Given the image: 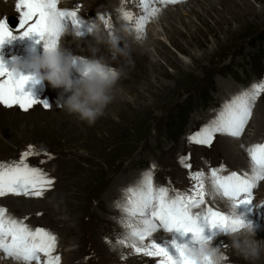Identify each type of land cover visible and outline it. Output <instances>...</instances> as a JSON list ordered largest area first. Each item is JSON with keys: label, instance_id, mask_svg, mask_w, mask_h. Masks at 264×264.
Here are the masks:
<instances>
[{"label": "rangeland", "instance_id": "rangeland-1", "mask_svg": "<svg viewBox=\"0 0 264 264\" xmlns=\"http://www.w3.org/2000/svg\"><path fill=\"white\" fill-rule=\"evenodd\" d=\"M12 1L16 3V0ZM94 1L98 12L107 10L104 1ZM189 1L195 3L191 4L194 8L179 14L173 25L164 19L160 22L157 28L160 34L150 40V59L130 56L123 31L115 26L113 34L121 38L120 47L127 55L113 58L107 47L98 49L96 55L121 73V80L112 95L113 99L115 96L124 100L125 105L118 107L112 100L94 125L89 126L66 112L50 90L44 95L52 99L51 109L45 111L35 107L27 113L9 110L0 119V161L18 160L20 153L33 145L39 155L30 157L28 162L44 169L56 181L44 198L7 196L0 198V206L16 218L28 217L26 223L32 228L50 229L55 233L59 243L54 255L61 257V264H155L157 258L129 255V249L116 247V237L124 233L119 223L121 215L109 210L115 198L112 194L116 192L113 188L117 178L142 176L141 173L156 164V185L170 184L179 191H187L191 187L189 170L179 165V157L189 153L191 158L196 157L188 161L193 172H207L209 164L219 166L223 161L226 166L229 164L225 153L219 149L220 135L211 148L189 145L188 137L215 119L212 116H217L221 107L234 96L250 89L254 83L264 81V15L258 14L264 8V0H244L252 12L245 9L241 0ZM209 1L216 6L211 8ZM154 6L164 8L160 4ZM89 12L88 9L78 14L89 18ZM12 13L18 17L15 10ZM94 18L99 19L98 16ZM220 18L227 20H222L221 30L211 29L214 20ZM7 23L13 26L14 21L8 19ZM150 23L146 27L152 30L156 23ZM66 24L75 27L68 20ZM196 27L200 31L196 40L204 44L199 47L184 44ZM178 30L182 35H175L180 41L176 45L170 41V35ZM105 31L108 32L106 28ZM76 51L71 54L73 57L92 55L89 45ZM196 54H207L197 68L193 64ZM79 65L83 66L82 63ZM228 82L234 87L224 90V84ZM258 107L264 109V94L256 104L253 117ZM246 134L251 136L249 132ZM260 139L264 143V138ZM47 154L52 158L49 159ZM131 161L128 170L122 171V167ZM165 231L161 227L155 235L168 234ZM106 238L112 241L111 246L106 243ZM225 243L226 240L221 244ZM113 247H116L115 251ZM122 251L128 255L126 261L120 259ZM233 264L250 263L233 260Z\"/></svg>", "mask_w": 264, "mask_h": 264}, {"label": "snow or ice", "instance_id": "snow-or-ice-1", "mask_svg": "<svg viewBox=\"0 0 264 264\" xmlns=\"http://www.w3.org/2000/svg\"><path fill=\"white\" fill-rule=\"evenodd\" d=\"M187 0H139L143 14L135 19L133 24L136 38H147V25L158 19L161 8L155 4L167 7L179 5ZM60 0H16L15 11L20 14L19 35L10 30L7 20H0V48L5 43H11L18 38L39 37L46 46L55 47L61 43L66 30V21L71 20L75 31H79L84 22L79 18L80 5L73 8H61ZM125 21H132V14L122 11ZM109 34H113V23L100 15ZM94 24V23H93ZM88 27L90 31L93 27ZM85 61L79 56L74 57V63ZM32 82L30 75L17 78L0 57V106L7 109L18 107L27 113L36 105L45 110L51 108L47 101L35 99L31 92H26V86ZM264 94V81L254 83L226 102L215 119L201 127L188 137L189 145H199L211 148L217 135L227 136L239 141L253 118L254 110L261 95ZM250 170L245 172L229 171L222 162L218 167L209 164L207 172H193L188 162L191 153L179 157L178 162L187 168L191 187L187 191H179L169 184L160 186L154 183V174L158 168L152 164L140 180L122 190L123 199L117 200L115 207L121 213L119 221L124 229L122 236L116 237V247L130 250L129 255L157 258L155 264H198L185 255L188 245L173 242L175 254L167 248L154 242L153 235L162 227L168 232H179L193 235V247L197 243L211 241L206 237L205 226L219 229L221 233L238 232L246 224L238 219L236 208L240 204L252 205L254 190L264 182V143L245 147ZM39 155L33 145H28L20 153L18 160L0 161V198L9 195L25 198H44L51 191L56 181L44 169L32 166L30 157ZM51 159V154H47ZM215 200L225 201L228 211H222L212 206ZM37 215H41L38 213ZM28 217L16 218L7 208L0 206V254L14 261V264H61V257L54 255L57 250L58 238L50 229L32 228L26 221ZM213 236L216 235L214 231ZM148 241V243H145ZM110 246L112 241L106 238ZM113 247L112 250H116ZM227 247V245H222ZM225 260L228 257L225 255ZM120 259L126 261L128 255L123 251ZM204 264H211L205 260Z\"/></svg>", "mask_w": 264, "mask_h": 264}, {"label": "bare ground", "instance_id": "bare-ground-1", "mask_svg": "<svg viewBox=\"0 0 264 264\" xmlns=\"http://www.w3.org/2000/svg\"><path fill=\"white\" fill-rule=\"evenodd\" d=\"M5 1H8V2H5ZM68 1L70 3L69 5H64L61 3L60 7L61 8H73L74 9L77 5H80V9H79L80 12L81 11L83 12V11L88 10V9L91 11V13L89 12V14L91 15V17H89V18H83V14H82V16L79 15V18L84 22V24L80 28V30H81V32H83V34H86L85 36H82L81 39L76 40L73 38V36L71 34H66L61 39V43L66 48V50H69V51L73 50V52L70 54H74L76 49H84V48L88 47V45H89V49H90L91 45H93V46L96 45V41H95L93 35L89 33L88 27L93 23L101 24V22H99V19H95V18L93 19V16L99 17L100 15H103V16H105L106 19H111L114 29H115V26L118 29H120L121 31L123 28L127 29L126 32L123 31V38H124V41L126 44L127 53L130 56H132L134 58H149V59L151 58L150 54H149V45H151V43H152L151 39H153L156 36L155 34H160V31L157 30V28H159V26H160V22L164 19L166 21H170L169 25H173L172 23L177 19L179 14H182V13L185 14L189 11H192V8H194V6L192 7V5L195 4L194 2L187 0L188 3L186 2V4L184 6L183 5H180V6L177 5L178 8H177V6L175 7V5L172 7L167 6L164 8L162 6L161 7L155 6V7L161 8L162 14L159 16L158 19L151 21V23L152 22L156 23V26L155 27L153 26L154 28L152 30L147 29V38L144 40H138L136 38V33H135L134 28L132 26L135 23L136 17L143 14V10L140 6L139 0H102L105 2L106 6H107L106 7L107 10L105 12H102V13L98 12L97 11L98 9L94 7V4H95L94 0H68ZM100 1L101 0H99L98 2H100ZM210 1H209V6L211 8H212V6L213 7L216 6L213 2H210ZM212 1H214V0H212ZM241 1H242V5L245 7V9L249 8L250 12L253 11L252 8H250L244 2V0H241ZM12 4H13V6H11ZM190 5H191V7H190ZM211 8H209V9H211ZM11 9L15 10V3L12 0H0V18L5 17V14L6 15L12 14L9 17H7V20L12 19L14 21V24H13V26H10L9 24L8 25H9V28L13 32L14 35H19L20 33L17 32V30L19 29V25L21 22L20 14L15 13V15H18V17L14 16ZM122 11L131 13L132 17H133L132 21L123 20L122 14H121ZM254 13H256V12H254ZM1 14H4V15H1ZM258 14H260L259 16L264 15V8L260 12H258ZM235 19H238V18H235ZM222 20H224L223 22L227 21L226 19H223V18L222 19L220 18L219 20L215 19L214 25L211 26L212 27L211 29L215 30L217 28V30H219L220 25L222 23ZM179 21H182V19H179ZM69 24H70V22H69ZM101 26L105 28L104 24H101ZM67 28L69 29V32L75 31V29H74L75 27L72 28L70 25H68ZM106 30L109 32V30L107 28H106ZM163 30L165 31L164 26H163ZM199 32L200 31L196 27V29L194 30V34H189L188 35L189 38L185 40L184 44H186V45L194 44L197 47L203 45L204 43H200L199 41L196 40V38L199 36L198 35ZM213 33H215V35H216L217 32L215 31ZM175 35L180 36V35H182V32L180 30H178L177 32H174L172 35H170V36H172L170 41L173 43H176V45H178L180 41H178V39L176 38ZM38 40H39V37H25V38H18L15 41H12L11 43H5L2 46V48H0V57H2L3 61L6 63L8 69L9 70L12 69L14 57H20L22 59V62L27 63V62H30V60L33 58L34 55H43L44 43H43V41H40L39 43H37ZM159 44L163 46L162 43L159 42ZM184 44H182V45H184ZM96 47L98 49L102 48V50H104L107 46L101 44V45H96ZM181 47L182 46H180V48ZM183 50H185V49H183ZM213 52H215V51H213ZM198 54H196L195 62L193 63L196 68L199 67L198 65H200L201 60L203 58L207 57V54L206 55L202 54L201 56H199ZM78 63H82V62L78 61ZM151 64H152V68H154L155 63H153V61H152ZM28 74L29 73L27 71L24 72V75H28ZM186 75H188V72ZM73 77L79 78V73H73ZM121 77L119 80H121ZM138 80H139V78H138ZM148 86H151V85L148 84ZM233 87H234L233 83L228 82V83L224 84L223 89L224 90H231ZM49 90L52 92L51 93L52 96L59 99L60 102H61L62 98L64 100H66L72 94L71 92L67 91L63 87L62 88H53L50 84H48L47 81H45L43 84H39V85H33V84L29 83L25 88V91L31 92L35 99H37L39 101H47L48 104L52 108L53 107L52 99L50 97H45V95H44ZM66 92H67V94H66ZM113 101H114V104L117 103L118 107L125 105V101L122 100L121 98L118 99V98H115V96H114ZM0 107L3 108V110H0V119L4 118L6 116V112L9 110L10 111L16 110L18 112H24L22 110H19L18 107H13L12 109H7L3 106H0ZM35 107H38L41 110H45L41 105H36L30 110H33ZM214 117H216V116L213 115L212 119ZM208 119H209V117H208ZM247 132H249L251 134V136H248L246 134ZM261 136H264V109H263V107H258V109H256V113H255L254 117L252 118V120L250 121L249 125L247 126L245 134L243 135V137L239 141L231 139L227 136H220L219 137L218 144H220V147H221L219 149H221L222 152L225 153V157L229 162V164L227 165V168L229 171H237V172H241V171L243 172L244 171L245 172V171L250 170L249 160L246 157V155L244 154V150L240 147V145L243 144L245 147H249V146H252L254 144L260 143V141H262L260 138H264ZM216 140H217V138H215L214 142H216ZM214 142H213V144H214ZM0 154H1V146H0ZM195 158L193 156L191 158V160H193ZM3 161H4V159H3ZM132 162L133 161H131L128 164H126L125 166H123L122 171L123 170L127 171L128 165H130ZM211 167H218V166L212 165ZM182 169H184V168H182ZM141 174H143V173H141ZM140 178H141V176H139V175H137L133 179H131L130 176H128L127 178H124V177H118L117 178L115 188H113V189H116V192H114L112 194V196L115 198L111 202V207L109 209L110 213L115 212V213H117V214L119 213V215H121L120 211L115 207L116 201L118 200L119 197H121V199H123L122 190L124 188H127L130 185H134L138 180H140ZM256 191H257V193L255 192L253 204L252 205H244V204L238 205L236 208V215L238 217H240L241 219H243L245 223L250 222V223L255 225L256 239L262 242L261 247L264 248V226H263L264 225V213L259 212L260 208L256 207V205H258V203H260L261 201H264V182H261L260 186L258 187V189ZM9 196H11V195H9ZM112 196H110V197H112ZM10 199H12V198H10ZM219 201L220 200H215L213 202L212 206L217 207L222 211H228L229 210L228 204L225 201H223V202H219ZM255 202H257V204ZM256 221L260 222L261 224L255 223ZM104 222H105V220H104ZM65 223H66V221H65ZM214 231L216 232L215 236L212 235V233ZM165 232H167L168 234H161V235L160 234L159 235L154 234L152 239L158 245L167 248L171 253L175 254V248L172 246L174 241H175V243H177L181 246H183V245L193 246V244H192L193 235L191 233L182 234L179 232H171V233L168 231H165ZM204 234L206 237L210 238L211 241L216 246H221L222 241L226 240L225 245H227V247H226V249H224V247H223L225 255L228 257L226 264H233V260H243V261L249 262L250 264H264V251H262V253L258 259L252 260V261L246 260L240 253H238L236 250H234L233 248L230 247V236L224 237V235H227V234L221 233L219 229H212L209 226H205ZM179 237H180V239H179ZM73 240L75 241V239H73ZM147 242L148 241H145V243H147ZM76 244H77V242H75V245ZM75 250H77V249H75ZM230 260H232V261H230ZM0 262H1V264H14V261H12L9 258H4L1 254H0Z\"/></svg>", "mask_w": 264, "mask_h": 264}, {"label": "clouds", "instance_id": "clouds-1", "mask_svg": "<svg viewBox=\"0 0 264 264\" xmlns=\"http://www.w3.org/2000/svg\"><path fill=\"white\" fill-rule=\"evenodd\" d=\"M67 3L68 0H60ZM7 20V16L0 18ZM122 31H127L123 28ZM93 35L96 45H106L116 58L118 55H127L125 49L120 47L121 38L118 35L106 33L101 24L94 23L89 31ZM71 34L79 40L82 34L79 31H65L64 35ZM91 45L90 57L82 58L85 62L79 69V78L73 79L74 57L66 51L62 43L52 47L44 44L43 55H34L30 62H22L20 57L13 58L11 71L19 78L27 71L35 85L48 82L53 88H65L72 94L61 100V107L69 114L76 115L89 126L96 123L97 119L104 115L107 106L113 100V89L116 87L121 73L107 63L103 57L96 55L98 48ZM257 208L264 207L261 201ZM238 219L240 217L237 216ZM238 232L230 234V247L240 253L246 260H256L260 257L264 248L262 242L256 239L255 225L245 223ZM185 255L195 259L198 264H204L205 260L211 264H226L225 252L222 245L216 246L212 241L197 243L195 247L187 246Z\"/></svg>", "mask_w": 264, "mask_h": 264}]
</instances>
